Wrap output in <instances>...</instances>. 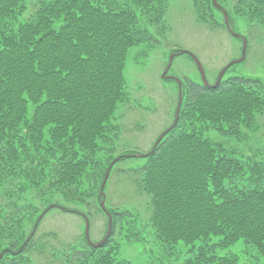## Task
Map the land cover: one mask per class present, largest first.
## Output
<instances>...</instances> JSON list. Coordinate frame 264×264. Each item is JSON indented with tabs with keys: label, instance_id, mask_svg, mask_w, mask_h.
<instances>
[{
	"label": "trees",
	"instance_id": "16d2710c",
	"mask_svg": "<svg viewBox=\"0 0 264 264\" xmlns=\"http://www.w3.org/2000/svg\"><path fill=\"white\" fill-rule=\"evenodd\" d=\"M159 1L39 0L30 13L28 0H0V251L4 254L18 252L20 260L36 245L35 235L22 243L25 223L41 211L36 201L50 206L47 210L64 207L83 214L71 205H87L98 197L101 206L103 187L95 185L100 177L104 183L111 167L118 182L132 189L129 192L147 197L148 218L161 243L196 250L185 264H240L239 255L218 253L240 240L252 245L258 257L264 256V186L229 188L244 166L204 138L210 127L237 135L251 127L257 131L264 113L260 80L236 75L216 87L187 80L178 123L141 165L117 168L136 151L112 157V148H100L101 141H110L112 121L127 99V52L149 40L148 27L163 18ZM218 2L228 11L234 31L239 32L237 19L245 20L248 51L264 39V0ZM194 4L201 21L213 18L209 15L216 8L213 0ZM102 151L111 157L106 163L98 158ZM3 196L11 200L9 206ZM107 207L113 214L112 235L137 210ZM212 238L217 239L210 243ZM63 250L58 264H86L90 257L99 264L107 260L106 251L91 244ZM19 260L11 264H22Z\"/></svg>",
	"mask_w": 264,
	"mask_h": 264
},
{
	"label": "rangeland",
	"instance_id": "374dc122",
	"mask_svg": "<svg viewBox=\"0 0 264 264\" xmlns=\"http://www.w3.org/2000/svg\"><path fill=\"white\" fill-rule=\"evenodd\" d=\"M37 1L39 0H28L30 13L34 12ZM160 4L163 8V18L148 27L146 32L149 40L138 43L127 52L124 66L127 99L120 104L112 121L111 126H114V129L117 126L116 131L112 127L109 131L112 142H100V148H112V157L125 150L140 154L151 152L160 137L173 126L180 101V85L173 77L179 78L183 87L187 80L203 81L196 62L181 49L194 53L201 60L211 84L217 82L225 66L242 57L243 39L230 33L224 13L219 9L213 8L209 14L213 18L204 22L199 19L194 0H162L157 6ZM236 25L239 31L237 33L245 36L248 32L245 20L238 18ZM172 55H175L173 65L165 75ZM236 75L260 80L262 82L260 87L264 92L263 38L250 47L244 61L228 69L222 81ZM184 107L183 99L181 111ZM258 120L257 131H254L253 127L242 129L240 135H237L238 132L227 133L230 130L218 132L212 127L205 132L204 138L210 140L222 155L231 157L244 166L242 173L228 183L229 188L252 189L264 186V113ZM167 137L168 134L161 142L167 140ZM98 158L105 159V163L111 159L106 151L99 152ZM145 158L128 157L127 161L118 164L117 168L141 165ZM101 180L100 177L95 185L100 190L104 184ZM130 190L132 189L126 188L124 183L118 182L117 174H110L104 189L107 206L110 205L114 209L117 206H129L137 210L135 216L130 215L132 218L125 219L122 229L118 226L115 235H111L110 246L103 247L109 244V240L99 247L106 251L107 260L103 264H185L187 259L196 254V250L188 251L182 245L169 247L161 243L156 229L148 218L150 213L147 197L137 198L133 191L129 192ZM2 199L7 206L11 204L8 197L3 196ZM97 200L98 197L95 200H88L87 205H71L84 212L90 219L91 240L94 243L102 241L109 230V216L102 210ZM35 204L41 211L37 212L35 218L28 219L25 223L22 243L30 241L36 219L46 210L34 234L33 242L36 241V245H33L29 253L24 255L25 258L20 260L16 259L15 253L4 254L0 251L2 256L0 264H11L14 260H19L22 264H58L56 261L62 259L63 248L74 246L81 249L84 245L90 244L86 236V220L80 214L57 208L47 210L50 206L43 207L41 206L43 202L40 201H36ZM19 205L25 206V201ZM68 205L69 203H66L65 206ZM215 239L217 238H212L209 242H214ZM54 252L57 257H54ZM218 253L226 256L239 255L240 264H264V256L258 257L256 249L244 240ZM28 256L33 259L28 261ZM99 262L95 263L90 257L86 264Z\"/></svg>",
	"mask_w": 264,
	"mask_h": 264
},
{
	"label": "water",
	"instance_id": "95a60500",
	"mask_svg": "<svg viewBox=\"0 0 264 264\" xmlns=\"http://www.w3.org/2000/svg\"><path fill=\"white\" fill-rule=\"evenodd\" d=\"M214 4H215V6H217V7L220 8L221 10H223L224 15H225L226 25H227V27L229 28V30L232 32V34H233L234 36H236V37H241V38L244 40L243 55H242V57H241L240 59H238V60H235V61L231 62L230 64H228V65H227V66L221 71L220 76H219V78H218V81H217V83L215 84V86H218V85L221 83V81H222L224 75L226 74V72L228 71V69H229L231 66H233L234 64L240 63V62H242V61H244V60L246 59V56H247V50H248V40H247L244 36H242V35H240V34L234 32V31L232 30V28H231V22H230V18H229V14H228V12H227L225 9H223V8L219 5L218 0H214ZM186 52H188V51H186ZM189 53H190V55L193 57V59L195 60V62L197 63V66H198V68H199V70H200V72H201V74H202V78H203V82H204V84L207 85V86H210V83H209V81H208V78H207V75H206V70H205V67H204L203 63L201 62V60H200L196 55H194V54L191 53V52H189ZM174 57H175V55H172V56H171L170 63H169V65H168L167 69H166L165 75H166V73H168V72L170 71V69H171V67H172V65H173ZM173 78L176 79V80L179 82V85H180V101H179V106H178V109H177V118H176V121H175V124H174V126H175V125L177 124V122H178L179 117H180L181 107H182V103H183V94H182V83H181V81H180L178 78H175V77H173ZM174 126H172L171 128H169V129H168V130H167V131H166V132L160 137V139L158 140L156 146L162 141V139L165 137V135H166L167 133H169V132L173 129ZM147 155H149V154H146L145 156H147ZM110 171H111V170H108V172H107V175H106V178H105V182H104L103 187L106 186L107 180H108V178H109V176H110ZM103 195H105L104 192H103ZM102 209H103L104 211H106V212L108 213V215H109L110 226H109V230H108V233H107L106 237H105L102 241H100L99 243H92L93 246H95V247H101L102 245H104V243L110 238V236H111V234H112V230H113V216H112V214L107 210L105 200L102 201ZM85 219H86V235H87L88 240H89L90 242H92V241H91V237H90L91 223H90V220H89L87 217H85ZM34 234H35V231L33 232L32 236H33ZM32 236H31V237H32ZM30 239H31V238H30ZM1 257H2V256H0V258H1Z\"/></svg>",
	"mask_w": 264,
	"mask_h": 264
}]
</instances>
